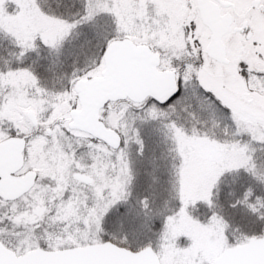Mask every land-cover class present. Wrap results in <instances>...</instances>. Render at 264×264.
I'll return each instance as SVG.
<instances>
[{
	"label": "snow or ice",
	"instance_id": "6c2138e0",
	"mask_svg": "<svg viewBox=\"0 0 264 264\" xmlns=\"http://www.w3.org/2000/svg\"><path fill=\"white\" fill-rule=\"evenodd\" d=\"M0 264H264V0H0Z\"/></svg>",
	"mask_w": 264,
	"mask_h": 264
}]
</instances>
